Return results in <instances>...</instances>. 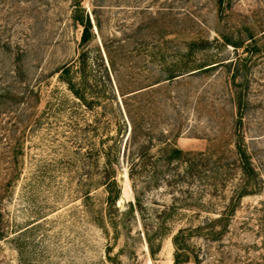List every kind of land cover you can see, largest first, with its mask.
Here are the masks:
<instances>
[{"label":"rangeland","instance_id":"obj_1","mask_svg":"<svg viewBox=\"0 0 264 264\" xmlns=\"http://www.w3.org/2000/svg\"><path fill=\"white\" fill-rule=\"evenodd\" d=\"M74 2L0 0V264H175L180 228L188 263L264 264V0H225L222 12L217 0H81L93 21L85 46L93 66L109 67L124 92L136 90L146 108L134 114L152 125L153 143L164 132L206 154L194 180L136 194L123 156L129 127L116 228L97 212L106 198L99 150L119 136L118 105L92 111L59 80L83 49ZM194 38L208 48L184 60L190 71L161 81ZM205 64L215 66L191 70ZM235 89L245 101L237 129ZM238 131L259 175L215 239L195 227L218 217L241 181Z\"/></svg>","mask_w":264,"mask_h":264},{"label":"trees","instance_id":"obj_2","mask_svg":"<svg viewBox=\"0 0 264 264\" xmlns=\"http://www.w3.org/2000/svg\"><path fill=\"white\" fill-rule=\"evenodd\" d=\"M224 2L225 0H217L221 12L224 10ZM73 18L83 28L80 42L83 49L74 61L64 64L59 69V80L67 86L68 90L82 105L92 111L101 107L103 114L107 115L109 106L115 103L119 109V117L115 119L119 136L116 137L113 145L104 143L102 149L99 150V156L101 155L103 158V165L99 174L100 183L105 188L106 198L102 209H99L97 212L98 221L101 224H110V226L116 228L120 220L119 208L117 206L120 197L117 167L121 161L123 142L129 131V127L130 133L126 138L123 156L128 165L129 177L132 180L136 194L139 192L143 194L146 189L152 186H159L162 183L174 187L173 185L176 182L183 183L188 181V179L194 180L205 167L197 158L203 157L206 154L205 152L186 151L180 148L174 139L166 137L164 132L160 138H157L158 143H153L156 137L151 135L152 125H148L144 117L138 120L134 114L136 112L134 108H141L142 111L146 108L144 101H136L132 97V95L136 94V90L124 92L119 85H115L109 67L105 66V73L102 74L93 66L89 52L85 49V46L92 40L94 35L93 21L89 13L85 11L81 0H75L74 2ZM227 40L228 37H226V42ZM184 43L186 45L185 49L175 53L177 57L176 64L167 70L166 75L161 81L174 80L182 73L190 71L191 66L188 65V61L184 60L191 58V56L200 50H206L209 41L194 38ZM237 61L239 63L238 59ZM209 65L211 64L201 65L191 70L200 69V71H207L215 66ZM237 72H239V69H237ZM237 74L239 73H234L233 77L239 76ZM161 81L159 80L157 83ZM235 93H238L237 89H235ZM119 94L123 96L121 99H119ZM235 105H237L239 111L235 127L237 129L241 127L243 122L241 110L245 105L241 92L236 95ZM111 122L112 119H109V123ZM235 135V153L237 155L241 181L233 185L231 201L218 213V217L215 219L205 217L202 224L195 227L200 232L206 230V234L215 239L220 238L224 234L226 225L236 210V202L244 196L255 192L254 187L259 175L242 134L238 131L235 132ZM142 137H148V139H142ZM137 205L142 206V199L139 196L137 197ZM133 207H135V204L131 203V210ZM219 227L221 229H218ZM184 233L185 228H180L173 236L176 248L175 264H186L192 256L187 251L185 253L182 251L185 249L183 245ZM4 234V230L0 225V239L4 238ZM147 238L150 240V237ZM193 257L196 263H199V255H193Z\"/></svg>","mask_w":264,"mask_h":264},{"label":"water","instance_id":"obj_3","mask_svg":"<svg viewBox=\"0 0 264 264\" xmlns=\"http://www.w3.org/2000/svg\"><path fill=\"white\" fill-rule=\"evenodd\" d=\"M187 264H194V263H187Z\"/></svg>","mask_w":264,"mask_h":264}]
</instances>
